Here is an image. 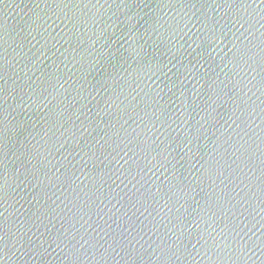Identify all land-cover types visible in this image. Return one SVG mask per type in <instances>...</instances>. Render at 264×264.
Here are the masks:
<instances>
[{
	"label": "water",
	"instance_id": "water-1",
	"mask_svg": "<svg viewBox=\"0 0 264 264\" xmlns=\"http://www.w3.org/2000/svg\"><path fill=\"white\" fill-rule=\"evenodd\" d=\"M0 264H264V0H0Z\"/></svg>",
	"mask_w": 264,
	"mask_h": 264
}]
</instances>
